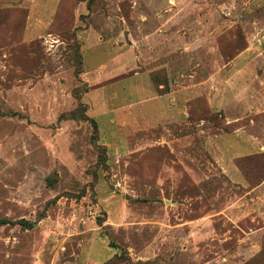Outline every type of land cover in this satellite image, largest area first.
<instances>
[{"label":"rangeland","instance_id":"1","mask_svg":"<svg viewBox=\"0 0 264 264\" xmlns=\"http://www.w3.org/2000/svg\"><path fill=\"white\" fill-rule=\"evenodd\" d=\"M165 1L0 0V220L28 224L0 227V264H264V0H173L218 21L173 30L188 46L170 64L181 126L148 101L104 115L102 101L149 97L121 88L133 64L82 78L79 36L106 40L85 44L86 66L104 48L132 58L137 13Z\"/></svg>","mask_w":264,"mask_h":264},{"label":"crops","instance_id":"2","mask_svg":"<svg viewBox=\"0 0 264 264\" xmlns=\"http://www.w3.org/2000/svg\"><path fill=\"white\" fill-rule=\"evenodd\" d=\"M173 0H166L163 6H154V7H149L147 12H142L140 14L137 13V15L142 16V19H137L136 18V25H139L140 28L145 27L147 29L148 33L141 34L138 39V41L133 44V57L129 56H124V55H117V54H111L109 49H101V52H104V55L101 54L100 56L101 59L96 65H90L86 66V55L84 53V49L86 47V43H89L92 41L93 43L96 44H102L105 40V38L95 31L93 28H89L86 30L83 36H79V38L82 40V51L84 55V71L82 73V78L88 82V79H93L92 85L98 83L96 82L97 79H100L101 81L109 80L114 78L117 75H120V73H116V70H119V68L123 67L124 73L127 68H130V64L132 65V70L134 71V74L131 78V76L125 78V79H120V83H123L124 81L125 84L121 87L122 89H126V86H128V91L126 92L127 94H138L140 91L146 92L145 94L148 95L149 97H144V98H134L131 100H124L123 104H126L125 106H120V107H111L109 109L106 108L105 102H101V107L102 110H104V115L109 116L111 113L113 114L114 111H119L121 109H133V115L135 113L136 118H139V109H140V102L143 103L144 101L150 102V108L152 112V117H155L156 115H164V118L167 124V121H169V125L172 127H176L178 124L179 126L182 125L183 120L186 123V118H183V113H187L186 107L185 109L183 108H177V103L176 98L174 101L172 100V95L176 94L174 93V88H171V68L170 64L172 63V58H173V50L174 48L177 49L179 63L182 64L183 62L186 63L188 62V53L184 51L183 49H188V46H185L183 42H180L179 45H173L174 38H177V41L182 40L181 36L174 35V28L175 27H185L189 28L190 25H199V23L204 24L207 20L209 22L217 23L218 21L215 18L206 19L204 17L205 15H215L213 10H203V9H192V8H186V7H174L172 5ZM217 21V22H216ZM92 31L94 33H92ZM87 34V35H86ZM86 35V40L84 39ZM84 37V38H83ZM179 38V39H178ZM108 46L110 44L107 42L106 43ZM188 45V44H187ZM174 46V48H173ZM179 47V48H176ZM107 52L109 54H107ZM188 52V51H187ZM106 54V55H105ZM219 60V58H218ZM148 61V67L154 66V70H160L164 69L165 71L168 72L169 75V85L170 89L168 91H165L164 94H159L156 91V85L152 81L150 74L145 73L142 71L144 67L146 66ZM141 72V73H140ZM179 72L181 75H183V67L179 69ZM142 73L144 74L145 79L147 82L141 83L140 80L142 79ZM179 82V81H178ZM90 83V84H91ZM180 84L182 85V81H180ZM102 85V89L106 87ZM159 87L162 89L164 88V84H160ZM106 89V88H105ZM183 87L180 86V93L182 92ZM107 91V90H106ZM108 95L107 97H102V99L105 100H111L112 98V92L107 91ZM104 94V93H103ZM124 95V94H123ZM57 96V95H56ZM131 102V103H129ZM60 103L59 100L56 102ZM89 104H91L89 102ZM122 104V103H121ZM176 107H174V106ZM92 106V104H91ZM165 110L164 113H161L160 110ZM159 117V116H157ZM175 117H180V121H177L176 125H172V122L174 121ZM105 124V123H104ZM107 124L109 127H112L113 120L109 119L107 121ZM125 121L120 125L119 129L117 128L116 131H113L111 134L113 137H116V141H120L124 143V126H125ZM65 124H63L62 128L64 129ZM113 128V127H112ZM111 128V129H112ZM114 129V128H113Z\"/></svg>","mask_w":264,"mask_h":264},{"label":"trees","instance_id":"3","mask_svg":"<svg viewBox=\"0 0 264 264\" xmlns=\"http://www.w3.org/2000/svg\"><path fill=\"white\" fill-rule=\"evenodd\" d=\"M74 114H75V112H71L69 116H67L65 114H62L59 117V119L60 120H69V119H71V120H77L78 117L76 115H74ZM79 119L80 120H84V121H88L89 120V118L87 116L81 117ZM6 224H22V225H26L27 223H26V221H23V220H20L19 222H13V221H9V220H6V219L0 220V227L3 226V225H6Z\"/></svg>","mask_w":264,"mask_h":264}]
</instances>
